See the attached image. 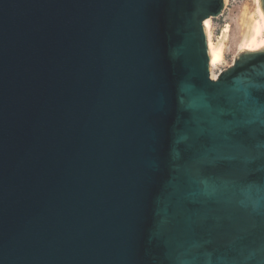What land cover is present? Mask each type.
Segmentation results:
<instances>
[{
  "label": "water",
  "instance_id": "water-1",
  "mask_svg": "<svg viewBox=\"0 0 264 264\" xmlns=\"http://www.w3.org/2000/svg\"><path fill=\"white\" fill-rule=\"evenodd\" d=\"M224 6L0 0V264H264V49L212 79Z\"/></svg>",
  "mask_w": 264,
  "mask_h": 264
},
{
  "label": "bare ground",
  "instance_id": "bare-ground-1",
  "mask_svg": "<svg viewBox=\"0 0 264 264\" xmlns=\"http://www.w3.org/2000/svg\"><path fill=\"white\" fill-rule=\"evenodd\" d=\"M225 1L226 3L228 2V0ZM255 2L256 10L249 16L246 28L239 40L241 51L255 52L264 49V14L260 8V0H255ZM204 26L207 32V43L210 53V70L212 72V78L216 79L217 76L214 70L222 65L226 59L230 27L227 25L223 31L222 37L218 38L216 41L213 35L212 18H208L204 22Z\"/></svg>",
  "mask_w": 264,
  "mask_h": 264
},
{
  "label": "rangeland",
  "instance_id": "rangeland-1",
  "mask_svg": "<svg viewBox=\"0 0 264 264\" xmlns=\"http://www.w3.org/2000/svg\"><path fill=\"white\" fill-rule=\"evenodd\" d=\"M255 10V0H228L227 3L225 1L224 10L221 15L219 17L212 18L213 35L216 41L218 38L222 37L225 27L227 25L230 27V37L225 62L214 70L217 78L221 72L233 66L240 53L249 52L240 50L239 40L246 28L249 16L253 14Z\"/></svg>",
  "mask_w": 264,
  "mask_h": 264
}]
</instances>
